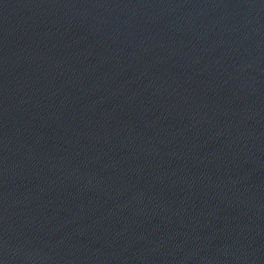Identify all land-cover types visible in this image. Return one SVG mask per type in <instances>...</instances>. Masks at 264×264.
Segmentation results:
<instances>
[{
  "label": "water",
  "instance_id": "95a60500",
  "mask_svg": "<svg viewBox=\"0 0 264 264\" xmlns=\"http://www.w3.org/2000/svg\"><path fill=\"white\" fill-rule=\"evenodd\" d=\"M0 264H264V0H0Z\"/></svg>",
  "mask_w": 264,
  "mask_h": 264
}]
</instances>
